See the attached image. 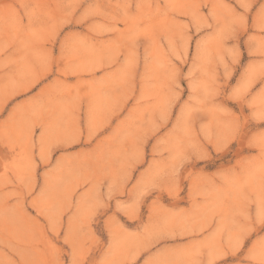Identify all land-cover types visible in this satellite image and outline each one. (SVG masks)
Listing matches in <instances>:
<instances>
[{
    "label": "rangeland",
    "instance_id": "374dc122",
    "mask_svg": "<svg viewBox=\"0 0 264 264\" xmlns=\"http://www.w3.org/2000/svg\"><path fill=\"white\" fill-rule=\"evenodd\" d=\"M0 264H264V0H0Z\"/></svg>",
    "mask_w": 264,
    "mask_h": 264
}]
</instances>
